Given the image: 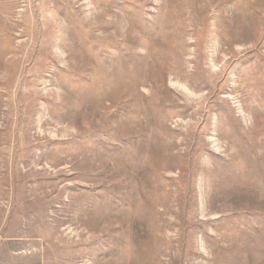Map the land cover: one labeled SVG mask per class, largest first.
I'll return each mask as SVG.
<instances>
[{
    "label": "rangeland",
    "instance_id": "rangeland-1",
    "mask_svg": "<svg viewBox=\"0 0 264 264\" xmlns=\"http://www.w3.org/2000/svg\"><path fill=\"white\" fill-rule=\"evenodd\" d=\"M0 264H264V0H0Z\"/></svg>",
    "mask_w": 264,
    "mask_h": 264
}]
</instances>
